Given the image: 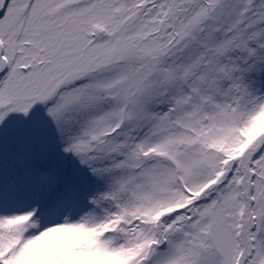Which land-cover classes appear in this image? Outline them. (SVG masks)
Masks as SVG:
<instances>
[{"label": "snow or ice", "instance_id": "6c2138e0", "mask_svg": "<svg viewBox=\"0 0 264 264\" xmlns=\"http://www.w3.org/2000/svg\"><path fill=\"white\" fill-rule=\"evenodd\" d=\"M0 264H264V0H0Z\"/></svg>", "mask_w": 264, "mask_h": 264}]
</instances>
